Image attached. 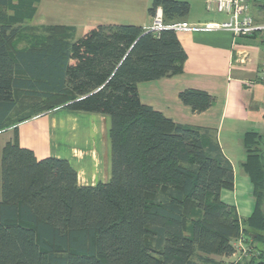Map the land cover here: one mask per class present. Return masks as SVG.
Returning a JSON list of instances; mask_svg holds the SVG:
<instances>
[{"label": "trees", "instance_id": "1", "mask_svg": "<svg viewBox=\"0 0 264 264\" xmlns=\"http://www.w3.org/2000/svg\"><path fill=\"white\" fill-rule=\"evenodd\" d=\"M41 0H0V134L56 109L111 118V179L79 186L65 159H37L16 138L0 152V264H225L243 233L264 242V134H245L255 199L241 219L221 199L234 189L231 162L209 131L175 123L141 102L138 85L182 74L177 32L99 25L32 27ZM163 24L185 22L190 4L155 0ZM201 114L216 98L179 94ZM29 109L17 119L12 115ZM254 247V246H253ZM250 264H264L256 247Z\"/></svg>", "mask_w": 264, "mask_h": 264}, {"label": "crops", "instance_id": "2", "mask_svg": "<svg viewBox=\"0 0 264 264\" xmlns=\"http://www.w3.org/2000/svg\"><path fill=\"white\" fill-rule=\"evenodd\" d=\"M154 1L41 0L29 24L32 27H73L76 39L99 25H134L150 29L154 17L148 10ZM178 1L190 4V13L185 19L189 24L224 23L230 19L227 13L218 12L214 5L209 6L208 0ZM246 1L248 14L255 24L264 25V0ZM158 10L162 13L161 9ZM177 36L187 54L183 73L140 83V100L175 123L209 131L234 169L222 145V133H227L228 137L235 135L242 143L247 133L264 134V115L254 109L251 111L252 108L249 111L254 99L250 94H255H249V91L264 85V31L248 36H236L226 30L184 31L177 32ZM189 89L214 96L215 105L201 114L193 113L179 98L182 91ZM25 112L26 109H20L12 118L15 120ZM16 127V132L9 129L1 133L9 136L0 145V152L5 143L16 138L21 147L31 149L39 160L52 157L69 161L77 172L79 186H96L110 181L112 145L109 116L56 109L26 119ZM242 147L246 154L244 144ZM230 150L234 149L230 147ZM242 182L244 179L239 181L235 177L234 189L223 190L221 199L235 206L238 216L246 219L252 214L255 199L235 196ZM249 183H246V191L252 192L253 196L250 178ZM235 257H221L218 261L230 262ZM249 262L245 260L240 264Z\"/></svg>", "mask_w": 264, "mask_h": 264}, {"label": "built area", "instance_id": "3", "mask_svg": "<svg viewBox=\"0 0 264 264\" xmlns=\"http://www.w3.org/2000/svg\"><path fill=\"white\" fill-rule=\"evenodd\" d=\"M208 2L209 6L214 5L218 12L227 13L230 19L224 23L189 24L187 22H180L171 26H165L162 20V13L158 10L154 17L153 26L146 30H151L156 33L163 29H171L175 32L226 30L232 32L236 36H248L259 30L264 31V25H256L252 17L248 14L246 0H208ZM262 66L264 70V60ZM247 246V238L242 233L241 236L233 242L235 250L234 256L238 254L241 257L249 256L251 250L247 248Z\"/></svg>", "mask_w": 264, "mask_h": 264}, {"label": "rangeland", "instance_id": "4", "mask_svg": "<svg viewBox=\"0 0 264 264\" xmlns=\"http://www.w3.org/2000/svg\"><path fill=\"white\" fill-rule=\"evenodd\" d=\"M250 93H255L254 95L250 94ZM249 94L254 98L253 99V103L251 104V106L249 105V111L252 108L251 111H257L258 113L261 114V116L264 115V85H259L258 88L255 89H251L249 91ZM260 99V102L258 101V99ZM254 109V110H253ZM29 109H26V113H28ZM227 134V133H226ZM225 132L222 133L221 136V141H222V145L225 149L226 154L228 155V157L232 160L233 165H234V171H235V177L237 180L242 181V179H244V182H242V186L239 187L238 191L236 190L235 192V196H238L240 199L242 196H246L249 199H253L252 196V192H247L246 191V183H249V177L248 175L245 173V171L242 168V163L245 161V153L243 151V147H242V142H240V138L233 135L232 137H228L226 136ZM7 136L9 135H3L0 134V145L5 141V139L7 138ZM229 138V140H227ZM227 143H229V146L227 145ZM232 145V146H230ZM234 149V150H230ZM261 148L263 149L264 152V139H263V143L261 145ZM264 155V153H263ZM250 184V183H249ZM232 196V195H231ZM247 248H249L251 250V253L249 254V256H245V257H241L239 254L230 262L226 261L224 262L225 264H240V262H244L245 260H250L251 257L254 255L255 252V245L256 247H258L259 249L264 251V242L261 241H257L255 245L251 246V243L249 241H247ZM217 260H221V257H216Z\"/></svg>", "mask_w": 264, "mask_h": 264}]
</instances>
